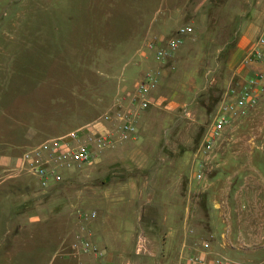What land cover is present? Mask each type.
<instances>
[{"label":"rangeland","instance_id":"374dc122","mask_svg":"<svg viewBox=\"0 0 264 264\" xmlns=\"http://www.w3.org/2000/svg\"><path fill=\"white\" fill-rule=\"evenodd\" d=\"M228 1L225 22L191 24L193 30L182 36L174 51L153 59L152 52L142 50L146 38L83 36L89 32L88 23H75V17L67 16L73 8L62 0H0V151L20 156L27 147L59 134V129L63 133L104 119L106 113L111 116L106 120L111 142L102 148L104 157L62 171V179L46 187L53 218L62 227L48 232L49 245L44 248H53L54 257L43 264H74V256L64 253L63 240L81 224L94 239L97 229L87 215L94 210L92 218L97 219L98 208L111 205L97 192L111 181L122 196L115 205L138 210L140 224L129 231L133 243L139 233L147 239V249L140 252L123 241L132 264H172L184 244L186 248L202 239L209 240L214 251L237 259L221 245L226 229L218 211L232 210L236 198L245 197L239 195L241 189L247 188L251 198H264V91L223 127L208 151L202 143L221 102L242 79L235 66L249 68L241 63L243 56L229 66L238 37L234 10L264 0ZM257 68L264 73V67ZM146 70L156 75L151 93L161 98L138 109L133 116L136 131L122 138L117 115L134 110V85ZM31 119H48L49 125L41 127L44 134L25 136ZM171 184L177 190L175 221L180 225L186 215L189 220L187 240L182 228L170 234L167 224L164 229L157 224L163 226L160 219ZM73 212L77 221L71 218ZM38 233L34 230L36 243L44 240L36 238ZM17 234L18 242H24L28 233ZM14 251L16 246L0 247L2 253ZM122 258L112 264H123Z\"/></svg>","mask_w":264,"mask_h":264},{"label":"crops","instance_id":"0c3cea01","mask_svg":"<svg viewBox=\"0 0 264 264\" xmlns=\"http://www.w3.org/2000/svg\"><path fill=\"white\" fill-rule=\"evenodd\" d=\"M64 3L65 5L69 4V8H73L67 16L75 17V23H88L89 32L85 33L84 31L83 36L113 38L121 35L134 39H159L172 35L181 25H191L195 22H225L224 12L229 1L62 0L61 4L63 5ZM245 4L244 8L241 7L238 10H234V19L238 21V26L235 30L238 37L231 51L232 56L229 66L232 64L234 66L238 63L264 26V2L253 5L249 1V4ZM250 9L251 12L249 13ZM120 32L121 34H118ZM137 52L141 55L140 58L143 57L141 48L139 49L138 47ZM151 57L155 59L153 55ZM249 66V68L244 70L241 64L236 65V74L239 77H244L245 74L247 75L251 71V67L263 68L264 62H253ZM133 69L132 67L129 68V70ZM241 70H244V74H242ZM151 91V104H156L161 97L155 98ZM31 120L33 124H31L30 128H27L25 136L42 134L45 131L41 127L46 128V125H49L48 123L45 124L48 119L42 123ZM103 123L106 127L108 126L106 120ZM57 132L60 133V129ZM105 151L106 149H99L97 158L103 156ZM81 165H73L70 168L63 169V171H70ZM31 176L35 179L32 180ZM103 181L106 182V179H103ZM174 184H171L169 188V198L164 200V211L160 219L163 226L158 222L157 224L162 229L167 224L168 226L166 227L169 229L168 233L170 234L182 228L184 230L183 240H187L188 234L185 231L189 230L185 229L189 222L187 215L184 218V222L180 225L176 223L173 215L177 211V190L176 187L174 189ZM116 187L117 185L114 184V181H111L97 191L111 205L103 209L98 208V218L89 217L92 220L89 219L90 221H88L97 229V232L94 233V239L96 238V242L105 248V255L101 260H97V264H112V260L115 262L118 256L123 257V264H132L131 258L127 257L124 252L126 246L122 245V243L124 240L128 241L131 243L130 247L133 245L135 251L132 233L129 231L140 224V216L136 207L131 210L127 209L128 206H125L127 204L119 203L115 205V203L122 200V196L118 194ZM48 191L49 188L42 187L34 174L22 168L19 155L6 154L0 151V247L16 246V251L12 253L0 252V263L31 264L41 260L43 264L54 257V250L50 254L53 248H44V246L48 247L49 245L48 237L50 233L48 232L50 230H59L62 225L59 222L55 223V218H53L54 210L48 200H46ZM248 192L247 188L240 190L242 194L239 195H245V197L236 198L237 200L232 210L227 208L218 211L219 219L224 223L226 229L225 232H221L224 238L221 245L229 247L233 254L237 255V259H232L234 264H250L246 262H252L256 259H261L262 264H264V198H251L248 196ZM116 199L117 201H115ZM244 203L246 204L245 206ZM128 216H130L129 220H127ZM71 218L72 220H78L74 212ZM123 224L125 227H123ZM34 230H40L36 238L41 236V239H44L43 241L41 240L42 242H35ZM109 230H117V232L111 233ZM21 231L28 233L25 235L24 242H18L17 240V233ZM45 231H47V236ZM111 236H117L118 239L113 241ZM45 254L52 256H45ZM91 259L92 257L88 255L74 256V264L85 263Z\"/></svg>","mask_w":264,"mask_h":264},{"label":"built area","instance_id":"2783aa9c","mask_svg":"<svg viewBox=\"0 0 264 264\" xmlns=\"http://www.w3.org/2000/svg\"><path fill=\"white\" fill-rule=\"evenodd\" d=\"M192 30L193 27L186 24L179 26L175 34L168 37L146 38L142 42V50L152 52L156 59H162L179 46L183 35ZM253 62H264V26L244 53L241 61L249 65ZM250 69L247 75L245 74L237 81V86L230 88L229 96L221 102L214 121L203 139L202 149L204 151H208L214 145L223 127L236 116L241 115L245 108L254 105L264 91L263 71L252 67ZM156 82V75L149 70L144 71L135 82L132 97L135 104L134 110L117 115L119 135L122 138H127L136 131L133 116L138 109L145 108L151 103L150 91L155 87ZM103 117L104 119H95L63 133L46 137L27 147L19 156L22 168L34 174L39 184L46 188L62 179L63 169L96 159L99 149L105 148L111 142L110 130L103 123L111 116L106 113ZM87 216L95 217L96 212L92 210ZM91 235L92 233L85 230L82 224L79 225L65 242L63 240L64 253L73 256L88 255L92 259L80 264H97V260L104 257L105 248L98 244ZM183 246L185 247V244ZM184 247L172 264L233 263L232 259L214 251L207 239ZM146 249L147 239L144 234L139 233L135 251L140 252Z\"/></svg>","mask_w":264,"mask_h":264}]
</instances>
